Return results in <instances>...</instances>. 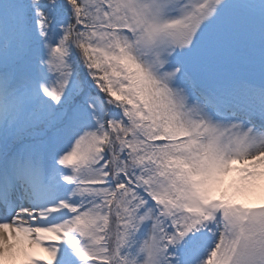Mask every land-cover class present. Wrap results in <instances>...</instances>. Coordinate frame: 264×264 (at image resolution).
I'll return each instance as SVG.
<instances>
[{"label": "snow or ice", "instance_id": "snow-or-ice-1", "mask_svg": "<svg viewBox=\"0 0 264 264\" xmlns=\"http://www.w3.org/2000/svg\"><path fill=\"white\" fill-rule=\"evenodd\" d=\"M0 264H264V0H0Z\"/></svg>", "mask_w": 264, "mask_h": 264}]
</instances>
